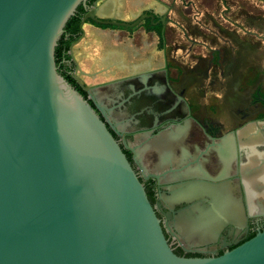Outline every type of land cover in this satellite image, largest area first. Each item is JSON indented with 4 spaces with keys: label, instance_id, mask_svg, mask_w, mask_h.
I'll list each match as a JSON object with an SVG mask.
<instances>
[{
    "label": "flooded vegetation",
    "instance_id": "flooded-vegetation-1",
    "mask_svg": "<svg viewBox=\"0 0 264 264\" xmlns=\"http://www.w3.org/2000/svg\"><path fill=\"white\" fill-rule=\"evenodd\" d=\"M80 14L70 48L108 33L125 68L83 72L69 48L57 70L121 147L173 253L218 257L264 232V0H87Z\"/></svg>",
    "mask_w": 264,
    "mask_h": 264
},
{
    "label": "water",
    "instance_id": "water-1",
    "mask_svg": "<svg viewBox=\"0 0 264 264\" xmlns=\"http://www.w3.org/2000/svg\"><path fill=\"white\" fill-rule=\"evenodd\" d=\"M86 2L0 0V264H264V232L218 257L173 253L121 147L58 73Z\"/></svg>",
    "mask_w": 264,
    "mask_h": 264
},
{
    "label": "rangeland",
    "instance_id": "rangeland-1",
    "mask_svg": "<svg viewBox=\"0 0 264 264\" xmlns=\"http://www.w3.org/2000/svg\"><path fill=\"white\" fill-rule=\"evenodd\" d=\"M109 32V31H106ZM94 33V34H93ZM92 36L83 37L78 43L73 46V50L78 51V54L74 53L73 56L76 59L79 70L83 72H93V71H109L113 66L105 67L101 64L100 60L102 59L103 54L106 51V42H108L113 48L120 51V54L123 56V59L126 60L128 54L124 49L116 48L115 46L120 43L116 39H113L108 33L104 34L101 31H94ZM97 36V37H96ZM104 40L105 42H103ZM122 42V41H121ZM106 68V69H105ZM84 82L89 83V85L95 84V80L89 78H82Z\"/></svg>",
    "mask_w": 264,
    "mask_h": 264
},
{
    "label": "trees",
    "instance_id": "trees-1",
    "mask_svg": "<svg viewBox=\"0 0 264 264\" xmlns=\"http://www.w3.org/2000/svg\"><path fill=\"white\" fill-rule=\"evenodd\" d=\"M83 10V6H79L75 12V14L68 20L65 28H64V34L61 36L60 40L57 43V47L55 49V62L56 66L61 65L62 67H65V60H69L70 56L68 55V50L70 46L77 41L81 34L80 30V23H81V17L80 12ZM58 73L70 84H73L75 89L85 98L84 93L80 90L79 87H77L72 81V79L65 75V72H61L58 69Z\"/></svg>",
    "mask_w": 264,
    "mask_h": 264
},
{
    "label": "bare ground",
    "instance_id": "bare-ground-1",
    "mask_svg": "<svg viewBox=\"0 0 264 264\" xmlns=\"http://www.w3.org/2000/svg\"><path fill=\"white\" fill-rule=\"evenodd\" d=\"M122 59L123 57L120 54L116 52H109L105 54V57L103 54L102 59H101V64L105 66L114 65L122 69V68H125V65Z\"/></svg>",
    "mask_w": 264,
    "mask_h": 264
},
{
    "label": "crops",
    "instance_id": "crops-1",
    "mask_svg": "<svg viewBox=\"0 0 264 264\" xmlns=\"http://www.w3.org/2000/svg\"><path fill=\"white\" fill-rule=\"evenodd\" d=\"M109 44V43H108ZM109 47V49H107ZM107 50H116L115 48H113L110 44L108 45V46H106V51H105V53H104V57H105V54L107 53ZM74 51V53H76V50L74 49L73 50ZM76 54H78V51H77V53ZM100 62H101V60H100ZM105 66V65H104ZM108 66V65H107ZM94 72V71H93Z\"/></svg>",
    "mask_w": 264,
    "mask_h": 264
}]
</instances>
